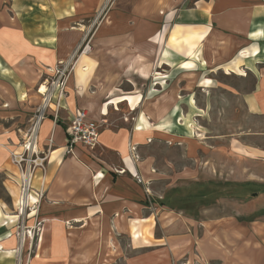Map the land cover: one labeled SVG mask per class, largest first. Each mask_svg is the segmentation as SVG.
<instances>
[{
	"label": "crops",
	"instance_id": "crops-1",
	"mask_svg": "<svg viewBox=\"0 0 264 264\" xmlns=\"http://www.w3.org/2000/svg\"><path fill=\"white\" fill-rule=\"evenodd\" d=\"M103 1L18 0L22 7L49 5L71 11L65 15L54 9V17L39 13L31 20L24 18L20 29L12 30L15 33L0 46L9 75L16 73L14 77L0 74V115L4 120L22 121L23 106L30 108L37 96L42 101L40 94H29L42 76L26 74L24 79L23 65L35 71L30 64L35 55L43 75L48 67L68 59L82 41L91 40L88 57L71 75L64 96L51 105L55 108H49L40 126L39 150L46 161L36 177L41 201L45 198L37 208L45 221L46 238L53 247H64L67 254L56 259L53 252L54 261L139 264L137 255L127 261L121 256L120 242L123 237L132 242V232L135 238L143 237L138 227L152 214L165 232L157 238L164 239L160 245L165 244V249L156 247L161 253L150 255V262L174 264L175 255L190 253L201 241L207 259L227 255V261L236 264L255 250L259 257L254 264H264V224L257 233L249 229L251 225L247 229L237 222L204 223L199 228L210 233L202 239L195 233L197 221L188 219L192 224L187 223L182 213L179 219L173 209L161 206L154 185L162 175L156 154L159 142L184 148L187 161L210 155L205 159L209 162L226 154L229 161L258 163L264 169V148L246 144L242 149L221 148L220 142H213L218 140L215 136L192 141L193 132L185 123L201 116L200 111L204 113L190 92L195 85L213 88L205 84L213 85L216 80L208 73L221 71L253 80V88L242 93L241 99L249 115L264 116V0H118L97 28L89 27ZM72 24L78 27L70 29ZM189 65L195 67L189 69ZM195 75L196 84L192 81ZM4 104H8L7 111ZM78 110L87 111L101 125L100 145L92 151L78 144L67 154L70 120ZM13 134L12 125L0 124V174L12 166L1 143L16 141ZM169 162L165 157L164 165ZM149 227L147 223L145 228ZM187 230H193L191 238Z\"/></svg>",
	"mask_w": 264,
	"mask_h": 264
},
{
	"label": "rangeland",
	"instance_id": "rangeland-1",
	"mask_svg": "<svg viewBox=\"0 0 264 264\" xmlns=\"http://www.w3.org/2000/svg\"><path fill=\"white\" fill-rule=\"evenodd\" d=\"M114 5H109L106 12L103 14L102 11L105 6H107L106 0H104L102 5L95 12L93 21H91L88 26L97 28L102 19L112 12ZM54 9L58 14L60 12L65 15L70 14L69 12L71 11V8H67L64 12H61L60 10L62 9L60 7L54 8L49 7V5L22 7L19 6L18 0H0V37L2 38L0 40V46L4 45V40L10 37L9 34L15 33L12 30L20 29L22 19L29 18L31 20L39 13L54 17ZM101 14L103 15L100 18ZM76 27H78L76 24H72V28L70 29L74 30ZM86 41L91 42L90 39ZM83 42L84 41H82V43ZM17 47L20 48V46ZM2 49L4 48H0V52ZM76 50L70 57L76 53ZM5 56L4 53H0V74L6 77H14V74H16L14 71L11 73L12 75H9L7 71L9 70V66L8 63H5ZM78 56H81L82 61L85 57H88V54L82 55L80 52ZM31 57L32 61H30V64L35 71H27L26 64L23 65V71H21V73L24 79H26V74L29 78L33 76L37 78L39 75L42 77L40 83L35 86L34 90L29 92L30 95H38L40 93L39 90H41L43 86L47 88L49 83L53 80V70L61 62H66L70 58L57 62L53 68L48 67V70L44 71L46 73L41 75L42 71L40 72L36 65V56L32 55ZM81 61L79 62V67ZM1 63H4V65ZM194 67L195 65H189V69ZM3 71L7 72L6 74L8 76L5 75ZM48 73L50 77H48ZM18 75L20 76V74ZM155 75L160 74L157 73ZM208 75L209 77L214 76V78H216L213 85L210 81L205 82V84L214 86L213 88L201 89L197 88L195 85L194 90L190 92L194 94L193 97L195 101H197V107L201 110L204 109V113L202 111L199 113L201 116L190 117L189 120L185 121V123L187 122L186 126L189 132H193L192 141L195 139L197 140V138H203L204 140L208 136H215L218 140L213 142H220L218 145L221 148L228 149L229 146H233L242 149L245 144L252 145V147L264 148V116L249 115L241 99L242 93L253 88V80L250 79L245 81L234 74H226L223 71L208 73ZM196 80L197 78L195 75L192 81L196 84ZM34 101L36 103L31 104L32 106L29 103L30 108H26L27 104L26 107L23 106L25 113H23L22 121L18 120L19 118H7V120H4L3 118L5 116L0 115V124L6 127L12 125L13 135L14 138H16V141L8 139L7 142L9 144L5 142L1 143L2 148L5 147L3 149L6 150L10 156L12 166H8L9 169H5L4 174H0V208L2 207L4 209V212L0 210V264H71L64 262L59 263L58 260L54 261V254H56V259L60 258V254L66 257L67 254L64 252V247H53L50 238H46V231L44 230L45 221L41 219L40 209L38 211V205L36 201L33 200V197H38L36 194L40 191V185L36 176L33 179L31 187L29 207L23 214L21 213L20 200L22 195V183L18 166L12 162V152L21 151L23 139L31 127L32 122L35 120L32 116L37 115L38 109L43 104V98L42 101H38V96ZM55 102L56 101L53 100L52 104ZM52 104L50 103L46 110L47 116L49 108H55L51 106ZM7 105L8 104L2 105V107L6 108L4 111L8 110ZM143 121L147 126L149 125L147 120ZM199 129L204 132L203 135L198 131ZM198 133L200 134L198 135ZM149 142L150 145L153 144L151 141ZM147 144L149 143L147 142ZM156 148V154L159 159L158 169L162 175L157 177V181L154 185L157 194L161 195V199L158 200L160 203L162 202L163 205L161 204V206H163L164 209H173L172 211L179 216V219H181L180 216L183 214L187 219L185 220L187 223L190 222V220L197 221L198 228L204 223L211 225L217 222V224L237 222L239 224H246L247 229L248 226L251 225L249 229L253 228L252 230H256L260 228V225L264 224V183H262V185L259 183V180L262 179L261 177L264 176V169H262L258 163L250 165L249 163H244L239 160L235 162L234 160L229 161L231 159L226 154H221L219 159L215 157L214 160L209 162H205V159L210 157V155L199 160L190 158V160L187 161L184 158V148L181 149L179 145L169 142H159ZM39 152L41 151L39 150ZM165 157L171 161L166 166L164 165ZM239 158L243 157L239 156ZM234 164L237 166L235 170L232 169V165ZM202 177L204 178L203 180L200 179ZM45 192L46 191H44V193ZM44 198L45 197H43L42 201ZM148 203V205H151L149 201ZM146 217L148 218V216ZM149 217H151L150 220H146V222L144 221L145 219H141V221L145 223L143 225L141 224L142 226H140V228L138 227V232L142 233L143 237L138 236L135 238L133 232L131 233L132 242L128 240L127 237H123V240L120 242L123 252L120 254L122 257H125L126 261L132 255L139 256L141 259L139 264H168L149 261L150 255L161 253L159 248L156 247L161 246L160 243L164 242V239L160 241L157 240V238H162L164 235L163 233H165L161 230L162 225H159L158 220H156L157 215L153 217V215L150 214ZM158 218H160V216H158ZM147 223L150 224L149 229L145 228ZM190 223L192 224V222ZM192 231L193 230L188 231L190 238ZM177 233L180 234V232ZM195 233L199 237H202V239H207L205 236L209 235L208 233L210 232H203V230L199 228ZM257 233H259V231H257ZM243 238L245 240V237ZM252 239L254 242H257L256 237ZM190 244L192 243L190 242ZM195 244L196 246L190 248V253L175 255L178 259L174 264L233 263L227 261V255H223L219 259L218 256L207 259L202 252V245L200 246L201 241ZM162 246L161 248L165 249V247ZM164 252L166 253L165 250ZM249 253V257L246 258L245 261L243 260L236 264H254L255 260L259 257V253L255 250H253V252L251 250ZM239 255L240 254L237 255L236 259L240 258ZM124 264L132 263L128 262Z\"/></svg>",
	"mask_w": 264,
	"mask_h": 264
},
{
	"label": "built area",
	"instance_id": "built-area-1",
	"mask_svg": "<svg viewBox=\"0 0 264 264\" xmlns=\"http://www.w3.org/2000/svg\"><path fill=\"white\" fill-rule=\"evenodd\" d=\"M118 0H106L107 6H105L102 13L106 12L109 5H114ZM100 15L101 16L103 15ZM91 50L90 41L84 40L81 43L76 53L69 59H74L80 52H87L89 54ZM74 72V63L72 60L61 62L53 70V80L49 83L45 94H41L43 98V104L38 109L37 115L34 116V122H32L23 143L21 145L20 152H12V162L18 166L20 172V180L22 183V195H21V213L29 207L31 197V187L33 179L39 170H44V163L46 157L39 152V134L40 126L43 120L46 118V110L49 104L54 101H58L65 94L67 83ZM40 92V90H39ZM101 137V125L95 120L91 119L88 112L85 110H78L76 114L70 120V127L68 130L67 139V154H72L76 145L81 144L89 150H96L100 145ZM53 141H50L49 147H52ZM38 197L36 204L40 202L42 197L41 191L36 194ZM27 203L23 204V201ZM36 208V207H35ZM34 208V209H35Z\"/></svg>",
	"mask_w": 264,
	"mask_h": 264
},
{
	"label": "bare ground",
	"instance_id": "bare-ground-1",
	"mask_svg": "<svg viewBox=\"0 0 264 264\" xmlns=\"http://www.w3.org/2000/svg\"><path fill=\"white\" fill-rule=\"evenodd\" d=\"M85 54H87V52H84V53H82V55H85ZM70 61L72 60V62L74 63V71L76 70V68L79 66V62L81 61V56H76L74 59H69ZM46 91H47V88L46 87H42L41 88V90H40V95L41 94H45L46 93ZM26 203H27V200H26V202L25 201H23V204L24 205H26ZM2 249H3V247H2ZM20 251V250H19ZM21 252V251H20ZM19 264V263H18Z\"/></svg>",
	"mask_w": 264,
	"mask_h": 264
}]
</instances>
